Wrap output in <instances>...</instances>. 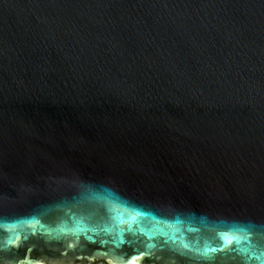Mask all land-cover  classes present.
<instances>
[{"label":"water","instance_id":"1","mask_svg":"<svg viewBox=\"0 0 264 264\" xmlns=\"http://www.w3.org/2000/svg\"><path fill=\"white\" fill-rule=\"evenodd\" d=\"M0 264H264V0H0Z\"/></svg>","mask_w":264,"mask_h":264}]
</instances>
